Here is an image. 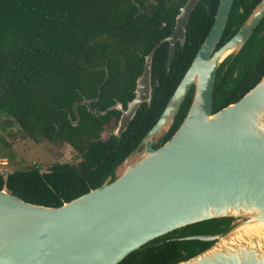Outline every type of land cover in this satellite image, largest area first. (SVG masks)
<instances>
[{
  "label": "water",
  "instance_id": "95a60500",
  "mask_svg": "<svg viewBox=\"0 0 264 264\" xmlns=\"http://www.w3.org/2000/svg\"><path fill=\"white\" fill-rule=\"evenodd\" d=\"M231 1H217L206 35L157 119L140 139L138 156L129 162L126 159L115 177L108 175L97 187L58 206L29 203L0 189V264H116L172 230L224 217L232 220L223 232L175 238L212 243L170 264H264V228L245 226L264 222V73L237 100L212 111L217 66L247 39L264 14V0L212 52ZM196 2L185 0L163 39L168 42L166 69L175 41L183 42ZM153 49L144 57L126 109L119 103L109 107L121 111L113 129L116 136L137 106L149 102ZM190 88V101L180 122L161 145L152 148V137L170 127ZM98 95L99 90L93 100ZM83 103L89 110V100ZM77 120L78 115L72 123ZM243 226L244 231H239Z\"/></svg>",
  "mask_w": 264,
  "mask_h": 264
},
{
  "label": "trees",
  "instance_id": "16d2710c",
  "mask_svg": "<svg viewBox=\"0 0 264 264\" xmlns=\"http://www.w3.org/2000/svg\"><path fill=\"white\" fill-rule=\"evenodd\" d=\"M217 1L197 0L183 42L176 43L166 69L163 39L185 0H0V112L5 117L0 128L15 125L21 138L67 145L75 160L52 162L43 171L34 163L0 171V189L29 203L58 206L97 187L108 175L115 177L114 168L152 126L187 68L212 23ZM152 48L149 103L140 105L115 136L112 130L118 111L107 108L133 96L144 56ZM240 73L227 87L220 76L215 78L212 111L253 86L264 73V62L247 87L241 86L245 75ZM97 90L98 98L93 100ZM191 91L181 102L166 139L184 115ZM84 99L93 100L89 106L96 108L95 113L82 103ZM9 156L10 144L1 136L0 158ZM230 219H208L177 228L129 252L116 264L185 260L212 241L176 237L220 233Z\"/></svg>",
  "mask_w": 264,
  "mask_h": 264
},
{
  "label": "flooded vegetation",
  "instance_id": "af4514ba",
  "mask_svg": "<svg viewBox=\"0 0 264 264\" xmlns=\"http://www.w3.org/2000/svg\"><path fill=\"white\" fill-rule=\"evenodd\" d=\"M259 1L260 0H232L231 1V5H230V8H229V11H228V14H227V19H226V22H225V25H224V28H223V31H224L225 28L228 27L227 33H225V35L222 36V34H223V31H222V33H221V35L219 37V40L216 43V45H215V47H214L212 52H214L218 47H220L224 42H226L236 32V30L242 24V22L247 17V15L250 13L252 8ZM163 41H166V40H163ZM166 43H167V49H168V42L166 41ZM176 43L181 44V43H179V41H175L174 47H175ZM165 54H166V56H165V66H166L167 50H166ZM162 57L163 56L161 54V59L160 60H162ZM143 61H144V59H143ZM263 62H264V14L260 18V20L258 21L256 26L253 28V30L251 31V33L249 34L247 39L244 41V43L238 48V50H236L234 52H231V53H228V55L226 57H224L222 59V61H220V63L217 66V69L215 71L214 81H215L216 77L220 76L221 77V82H223V84L225 83L224 87L230 86L231 83L234 81V79L237 78L238 76H240V74H241L240 72L242 71V74L245 75V78H244V83L241 86L243 88L247 87V85L249 83H251L256 78V76H258L260 74V72L262 71ZM150 87L152 88L151 74H150ZM150 93H151V91H150ZM133 96H134V93H133ZM133 96L129 100H126V102L124 104H122L119 101H115L109 107L115 105V103H119L120 108L122 110H124V109H126L127 103L133 98ZM87 100H89V103L91 101H93L91 99H84V100H82V103H83V101H87ZM89 103H88L89 110L93 109V110L96 111V108L95 107L91 108L89 106ZM148 103L147 102H141L137 106L136 110L138 109V107L140 105H142V104H146L147 105ZM109 109H114V110L118 111V116H117V119H116V123H117L118 118H119V116L121 114V111L116 109V108H109ZM178 110H179V108H178ZM178 110H177V112H178ZM68 117H69V114H68ZM173 120H174V118H173ZM116 123H115V126H116ZM169 129H170V127L167 130H160L159 133L157 134V136L152 137V141H151L152 148L158 147L159 145H161L166 140L165 135H166V133H167V131ZM112 134H113V132H112ZM138 145H139V142L133 148V150H131V152L122 160V162L120 164H118L114 168V172H113L114 174L113 175L116 176L119 173L120 169L122 168V163L126 159L129 162V161L134 160L138 156L140 150L142 149V145H139V146ZM231 220L232 219H230V221ZM196 234H198V235H212L214 233H197V232L193 233V232H191V233H186L183 236L196 235Z\"/></svg>",
  "mask_w": 264,
  "mask_h": 264
},
{
  "label": "rangeland",
  "instance_id": "374dc122",
  "mask_svg": "<svg viewBox=\"0 0 264 264\" xmlns=\"http://www.w3.org/2000/svg\"><path fill=\"white\" fill-rule=\"evenodd\" d=\"M4 118L3 113L0 112V122ZM1 136L10 144L11 148V156L0 158V171L3 173L21 169L33 163L40 166L41 171H43L55 161H75L73 159V150L69 146H55L43 140L33 142L29 139L21 138L15 125L3 129L0 128Z\"/></svg>",
  "mask_w": 264,
  "mask_h": 264
},
{
  "label": "bare ground",
  "instance_id": "6f19581e",
  "mask_svg": "<svg viewBox=\"0 0 264 264\" xmlns=\"http://www.w3.org/2000/svg\"><path fill=\"white\" fill-rule=\"evenodd\" d=\"M246 228H250L251 226H255V227H260V228H264V222H260V223H254V224H248V225H245ZM244 226L239 228V231H244ZM236 236H240L238 234H235Z\"/></svg>",
  "mask_w": 264,
  "mask_h": 264
}]
</instances>
